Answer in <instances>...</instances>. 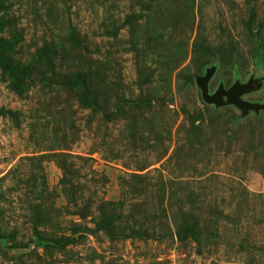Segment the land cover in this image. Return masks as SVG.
<instances>
[{
    "label": "rangeland",
    "instance_id": "374dc122",
    "mask_svg": "<svg viewBox=\"0 0 264 264\" xmlns=\"http://www.w3.org/2000/svg\"><path fill=\"white\" fill-rule=\"evenodd\" d=\"M0 264H264V0H0ZM225 100V97H223Z\"/></svg>",
    "mask_w": 264,
    "mask_h": 264
},
{
    "label": "water",
    "instance_id": "95a60500",
    "mask_svg": "<svg viewBox=\"0 0 264 264\" xmlns=\"http://www.w3.org/2000/svg\"><path fill=\"white\" fill-rule=\"evenodd\" d=\"M213 70L214 67H208L202 76H198L195 79L196 85L200 88L201 96L205 102L214 103L216 105H220L224 102H230L238 107L242 114H244L249 109L254 111H258L259 109L264 110V104L249 102L241 98L243 93L257 89V87L260 85L259 78L250 76L245 83L235 81L227 89H224L220 84L219 87L210 94L208 92V81ZM223 97H225V100H223Z\"/></svg>",
    "mask_w": 264,
    "mask_h": 264
},
{
    "label": "trees",
    "instance_id": "16d2710c",
    "mask_svg": "<svg viewBox=\"0 0 264 264\" xmlns=\"http://www.w3.org/2000/svg\"><path fill=\"white\" fill-rule=\"evenodd\" d=\"M7 48V44L5 40L0 38V63L2 68L10 75L18 78L19 76V70H17L16 67H14L11 60L6 56L5 51Z\"/></svg>",
    "mask_w": 264,
    "mask_h": 264
}]
</instances>
